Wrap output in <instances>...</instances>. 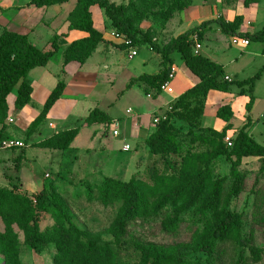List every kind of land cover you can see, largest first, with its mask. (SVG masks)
<instances>
[{"label": "trees", "instance_id": "16d2710c", "mask_svg": "<svg viewBox=\"0 0 264 264\" xmlns=\"http://www.w3.org/2000/svg\"><path fill=\"white\" fill-rule=\"evenodd\" d=\"M68 1L70 0H29L28 4L40 8ZM76 1V6L69 14L68 21L71 29H79L88 33V36L84 38L65 45L66 42L56 34L51 39V48L42 50L35 46L25 34L8 29L0 34V140L10 138L5 133L7 127L5 121L8 117V95L16 89L15 108L17 110H21L30 103L33 91L29 79L30 71L39 66H46L56 52L62 51L64 65L71 61H78L83 64L102 42L113 44L123 50L129 49L130 46L146 44L161 54L162 69L156 75L143 74L134 80L148 82L154 88V93L160 94L161 85L168 79L173 67L171 54L178 51L187 67L199 77L200 81L171 103V109L165 113L166 119L155 126L154 132L146 139L145 144L149 153L165 158L169 153L179 151L180 145L176 138L179 132L184 129L181 127L182 124H187L194 131L201 128L208 129L211 133L208 142L213 148L211 158L225 157L228 159L235 181L224 202L220 187L225 177L215 181L214 193L205 202L206 208H213L214 220L202 236L200 250L209 258L208 264H213L211 259H213L215 251L219 249L217 252H220L227 242H234L239 248L237 264H245L246 250L258 257L257 248L252 238L243 233V215L232 210L229 207V202L231 197L239 195L244 189L246 177L241 171L243 159L258 157L264 160V145L259 143L250 133L253 123L250 112L255 102L254 86L262 71L259 70L254 76L243 80L229 81L225 79L227 75L222 64L201 53L196 54L194 52V36L197 35L198 40H201L208 27L212 23H218L220 31L224 35L264 42V25L255 32H242L241 27L244 23L242 14L236 15L233 20H227L223 15H219L214 19H206L178 36L170 38L167 42L161 43L157 41L161 29L157 26L144 29L141 27V22L150 19L153 23L161 24L160 28H163L175 14L179 15L185 8L192 5L193 0H128L126 4H117L111 0ZM258 1L244 0L243 6L248 8ZM222 2L231 6L237 0H222ZM94 5H98L104 10L110 22L109 26L114 28L115 34L130 39L131 45L124 42H110L104 37V34L94 25L91 12V7ZM235 86L240 89L238 92L240 95L247 94L250 99L246 104V123L238 128L236 135H233V145L228 146L225 137L233 128L232 118L234 116L231 106L229 104L222 105L217 110V116L226 122L221 130L204 126L202 118L210 90L229 92ZM65 88V80H59L27 132L44 123L47 114L62 96ZM85 123L88 126L93 124L110 126L113 119L105 111L96 107L89 112ZM79 130L80 126L64 130L62 132L64 137L56 133L51 136V139H56L59 147L68 148ZM20 156L19 158H21ZM209 160L204 163V168H198L195 173L191 174V177L189 176L187 181L167 190L158 200H154L151 195L156 187L153 185L144 187V183L135 176H132L128 181L118 180L110 176L106 177L100 186V192L106 197L115 195L122 201L120 212L113 221L111 229L115 241H121L128 233L129 225L134 219L156 217L164 211L165 205L169 202H182L184 205L181 211L185 212L190 209L191 205L203 195L206 181L204 176L210 170ZM158 183L156 181V185ZM49 197L46 188H42L35 195V200L12 190L0 189V214L7 223L5 231L0 232V254L4 255L5 264H21L22 244L32 248H40L50 243L56 245L55 261L59 264H195L184 255L159 249L155 246H139L137 249L138 258L131 261L127 255L115 249L110 242L98 243L92 240L85 242L82 239L83 231L72 222L68 210L58 202L52 203ZM39 211L52 212L55 218V225L52 229L48 231L39 229ZM179 214V211L176 213V217H167L165 214L161 221L165 231L172 233L178 229L179 223L182 221ZM14 225L24 233V241H21L20 232L14 228ZM71 244H76V247H87L90 254L92 252L93 257L74 254Z\"/></svg>", "mask_w": 264, "mask_h": 264}, {"label": "rangeland", "instance_id": "374dc122", "mask_svg": "<svg viewBox=\"0 0 264 264\" xmlns=\"http://www.w3.org/2000/svg\"><path fill=\"white\" fill-rule=\"evenodd\" d=\"M111 1L117 4H126L128 2V0ZM196 1L198 2L199 0ZM201 1L209 2V6L213 9L216 7L217 0ZM218 1L222 7L233 9L242 7L244 3V0H237L236 3L228 6L222 0ZM23 2L24 0H4V4L11 6L20 5ZM99 9L101 8L97 6L94 11L95 23L98 29L103 27V19L106 17L105 13L101 14L99 12ZM39 11L44 10L39 9L33 12V14H29L30 24L37 23L38 16H42L40 14L42 12ZM21 13L25 14L26 12ZM21 13H17L16 16L23 17ZM246 14L249 16L252 14L254 16V18H248V31L260 30L264 25V0H259L251 4ZM218 15H220V12ZM178 24L179 17L175 14L173 18L166 22L163 28H160L162 26L161 24L153 23L150 19L142 21L141 27L148 29L151 26H157L161 29L157 38L161 43H165L179 32ZM217 25L219 24L217 23ZM218 27L220 28V26ZM185 28L183 27V29ZM219 28H215L208 34L207 39H205V36L199 41L201 42L205 39L206 43L215 45L218 48V54L216 56L218 60L230 63V61H237L236 58H238V62L235 65H231V68L235 71L238 67L242 69L239 71L237 78L241 79L254 76L263 66L264 58H253L246 51H241L239 47L230 45L232 36L222 35L219 32L220 30H218ZM108 29L106 30L107 35L112 34L111 26H108ZM48 32V29L43 26H38L36 29L35 36L40 48L46 45ZM217 36H220L222 40L213 42L215 38H218ZM106 44L107 46L110 45L109 43ZM256 45L257 47L264 48V42L258 41H253L251 48L253 49ZM208 47L205 46L204 52L208 50ZM134 49L137 50V46H134ZM174 56L176 60L180 59L178 52L174 53ZM96 58L98 61V57ZM107 58L110 64L114 65L116 62L115 57L107 55ZM56 60H52V64L49 66V69L52 71L59 70L60 63L58 61L56 62ZM58 60H60V57ZM36 71L33 74V79L36 76ZM113 71L114 69H112ZM127 81L128 76L125 74L121 76L120 74L118 77H115L113 87L110 84L108 85V83L98 85L96 91L105 96L103 99L105 103L102 106L106 107L107 101L112 102L115 95L119 94L125 88ZM38 83H45V80L41 79ZM105 89H109L106 94L104 92ZM236 90V86L233 87V92ZM41 92L42 89H39L36 95V104L39 102L38 99ZM255 94L261 99L259 110L263 111L264 81L260 83L259 89L255 91ZM239 99L238 97L234 99L236 116L232 122L236 128L242 124V118L239 112L241 110V105L238 102ZM116 102L115 107L110 110L115 116L124 114L127 106L135 104L131 94L126 91L123 95H118ZM79 117L74 116L59 122L58 125L60 127L51 126L53 128L51 130L52 134L47 137L45 136L46 134H36L35 131H37L38 127L33 128L29 132H26V136L23 138L25 141L24 148L1 150L0 158L5 159V161L0 164V189L12 190L35 200V195L42 188H46L52 203L58 202L62 207L66 208L71 216L72 222L83 231V241L87 242L92 240L98 243L110 242L115 249L127 255L131 261L138 258L139 252L137 253V249H139V246L145 245L155 246L159 249L184 255L195 264H208L209 258L200 250V246L202 236L214 220V210L213 208H206L205 202L214 193L213 185L217 179L225 177L220 187L223 202L235 181V177L231 173V163L228 159L225 157H219L217 159L211 158L213 148L208 142V137L211 135L208 129L201 128L194 131L187 124H182L181 127L184 129L179 132L176 138L180 145L179 151L169 153L165 158H160V156H154L149 153L146 145L133 144V140L130 138L126 127L131 116L128 118L120 117L117 118V126L115 124L110 126L102 124L98 126L97 129L102 131L103 135L109 133V136L106 135L102 138L103 143L106 144V150H103V155H90V153L85 152V149L98 146V141H92L89 137L90 131L88 128L90 127L84 128L81 131V141L78 144H74L76 145L75 148L78 149L77 151L74 145L71 146L72 143L68 148H61L56 139H51V136L56 133L64 137L62 132L66 130L65 128L72 129L71 127L80 124ZM216 119L221 121L220 118H216L215 114L209 115L206 117V124L204 126H215V123L217 124ZM262 119L263 123L259 125L257 132H254V136L259 143L264 144V114ZM82 126H85V122L81 123L80 127ZM115 127L120 133L118 136L112 135V130ZM9 128L22 134V131L14 123L10 124ZM228 133L236 135L237 130L233 132L229 130ZM33 139L34 141L39 140L40 142H34L36 146L29 147L26 150L28 145L31 146L30 141L33 142ZM125 143L132 144L130 150L123 149ZM25 151L27 159L23 161L24 157L20 155L25 153ZM209 158L211 159L209 160ZM128 160L130 161V165H128V168L123 165L125 169H122V165L119 164L120 161ZM208 160L210 161V170L204 176L206 181L203 195L191 205L190 209L184 212L181 211L184 205L182 202H169L165 205L164 211L156 217L134 219L129 225L128 233L121 241H115L111 229L113 221L120 212L122 201L115 195L106 197L100 192V186L106 177L110 176L118 180L128 181L132 176H135L144 183V187H147V185L156 187V190L151 195L154 200H158L167 190L187 181L189 176L191 177V174L195 173L198 168H204V163ZM117 165L119 168L114 167ZM241 171L246 177L244 189L239 195L231 197L229 207L243 215V233L252 238L257 248L258 257H255L249 250L245 251V264H264V160L258 157L244 158ZM46 174L50 176L47 177ZM156 181L159 182L157 185ZM161 183L163 184L161 185ZM178 211L180 212L179 216L182 217L178 229L172 233L165 231L161 223L163 217L165 214L167 217H176L175 215ZM38 221L41 231H48L55 225V218L50 211H39ZM6 228L7 223L0 214V232L5 231ZM14 228L19 231L16 225H14ZM19 232L21 241H24V233ZM71 248L76 255L93 257L92 252L90 254V251L85 246L76 247V244H71ZM217 251H215L213 259H211L213 264H237L239 248L236 243L227 242L220 252ZM56 252V245L54 243L44 245L40 248H32L22 244L20 262L21 264H59L55 261ZM0 264H5V257L2 254H0Z\"/></svg>", "mask_w": 264, "mask_h": 264}, {"label": "crops", "instance_id": "0c3cea01", "mask_svg": "<svg viewBox=\"0 0 264 264\" xmlns=\"http://www.w3.org/2000/svg\"><path fill=\"white\" fill-rule=\"evenodd\" d=\"M29 0H24V2L20 5H9L4 4V0H0V34L5 30H12L16 31L22 34H25L28 36L30 41L40 48L37 44L36 39V29L38 26H43L48 29V36H47V42L46 45L43 48H40L42 50H49L51 48V39L54 35H59L60 38L66 42L65 45L77 40L84 38L88 36V33L79 29H71L70 28V22L68 21V16L76 6L77 1L76 0H70L66 3L61 4H54L50 6L45 7H36L34 5H29ZM98 5H94L91 7V12L93 15L94 25L98 29L95 23V9ZM39 9H43L44 11L39 15V19L37 23L30 24L29 17L30 13L33 14V12H36ZM100 13H104V10L101 8L99 9ZM249 7L246 8L244 6L238 7V9L233 8H224L222 7L221 3L217 0L216 1V7L213 9L209 6V2L201 1L198 2L196 0H193L192 5L185 8L179 15V32L176 33V36L179 34L185 32L187 29L194 27L201 23L202 21L210 18H217L220 12V15H223L227 20H233L234 17L238 14H242L244 16V23L241 27V31H248V18L251 17L254 18V16L251 14L250 16L246 14L248 12ZM21 12H26L25 14ZM29 12V13H28ZM251 12V11H250ZM249 12V13H250ZM17 13H21V16H16ZM27 14V15H26ZM106 16V15H105ZM103 19V16H102ZM255 21V19H254ZM196 23V25H194ZM256 23V21H255ZM110 22L108 18L103 19V27L99 28L103 34L104 37L110 41L115 43H120V39L116 38L115 36V30L112 29V34H108L109 37H107L106 30L108 29ZM216 26V27H215ZM219 25L217 23H212L208 29L204 37L205 39L208 38V34H210L215 28H219ZM183 27H186L183 29ZM107 28V29H106ZM253 29V28H252ZM220 30V28L218 29ZM221 33V31H219ZM255 32V31H253ZM222 34V33H221ZM208 35V36H207ZM223 35V34H222ZM218 38H215L213 42L222 40L220 36H217ZM201 41L202 48L200 49L199 53L202 55L210 58L211 60L218 62L224 66L225 74L231 78V80H243L246 78H237L239 75V71L242 70L241 67H238L236 71L231 68V65H235L238 62L237 61L227 63L222 60H218L216 58L218 52V48L215 45H210L209 43H206V40ZM157 41L158 38H157ZM161 42V41H159ZM167 42V41H166ZM225 43H228L224 41ZM253 41H250L249 45L247 46H237L241 49V51H246L251 57L253 58H264V48L254 46V48H251V44ZM261 42V41H258ZM230 44V43H228ZM227 44V45H228ZM263 44V43H262ZM232 45V44H230ZM205 46H209L208 50L204 52ZM235 46V45H234ZM220 49V48H219ZM131 49H120L119 47L110 44L107 46L105 42L100 43L96 50L93 52V54L82 64L78 61H71L68 64L64 65V59L62 51H58L54 54V56L51 58V60L48 62L46 66H39L34 69H32L29 73V79L33 87V91L31 94V101L30 103L26 104L21 110H17L15 108V100H16V89H14L7 97V103H8V118L6 119V134L10 136V138L22 140L24 143V137L26 136V132L29 129L32 122L37 118V116L40 114L44 103L46 102V99L48 98L49 94L53 90V88L57 85L59 80L61 78L65 80L66 82V88L64 90V93L62 96L58 99V101L53 105V107L50 109L49 113L46 116V119L43 124L39 125L37 128L36 134H46L45 136H49L51 133L52 127H60L58 124L59 122L63 120H67L71 117H79V120L81 121L79 125H76L75 127H79L81 123L85 122L86 117L88 116L89 112L94 108H99L103 111H105L107 114H109L112 119L113 123L111 125H114L117 123V118L123 117L128 118L131 116V119L129 122H127L126 127L128 134L130 135V138L133 140L134 145H140L145 144L146 139L152 134L155 130V126L153 124V118L155 116L164 115L167 110H169V107L172 102H174L183 92H185L187 89L191 88L192 86L196 85L200 79L197 75H195L185 64L183 58L181 57V54L178 51H175L171 54V57L173 59V65L176 68V76L173 81V89L174 92L172 94L168 93H160L155 94L154 88L146 81L143 80H134L140 75L148 74V75H156L160 72L162 69V57L161 54L151 49L148 45L142 44L137 46V54L134 56H131ZM145 52V53H143ZM178 52L180 55V59L175 58L174 53ZM107 55L114 56L116 59V62L113 64H110L108 61ZM120 58H119V57ZM60 57V60L58 58ZM98 57V61L97 58ZM57 59L56 62L60 63L59 70L57 69L55 71H52L49 69L50 64H52V60ZM126 63V64H125ZM112 69L114 71L112 72ZM36 71V76L33 77L34 72ZM262 71L260 78L256 81L254 86V95H255V102L253 105V108L250 112L251 118L253 120L252 128L250 130V133L252 136H254V132H257L259 125L263 123V114L264 110H259V104L261 102V99H259V96L255 94V91L259 89L260 83L264 81V64L260 69ZM122 71V73H120ZM121 74L128 76V81L125 85V88L119 92V94L115 95L114 100L107 101V106H102L104 102V94H99L96 89L98 85L101 83H108L111 87H113V83L115 82V77H118ZM45 80V83H38L40 80ZM49 79V80H48ZM36 80V81H35ZM133 83H131V81ZM107 85V84H106ZM237 88V87H236ZM42 89L41 95L38 99V104H36V95L38 93V90ZM109 89H105V94L108 93ZM239 88L235 92L229 91V92H223L218 90H210L208 93V96L206 98L205 102V111L202 118L203 125H205L206 117L209 115H216L217 116V110L222 105L229 104L234 112L233 118L236 116V110L234 106V99L240 98L239 103L241 105V110L239 111L242 118V125L246 123V104L249 102L250 97L247 94L240 95ZM129 92L134 100V105H129L125 109V113L121 114L119 116H115L110 110L115 107V103L118 100V95H123L124 92ZM148 93H153L151 97L148 96ZM122 97V96H121ZM226 99V100H225ZM225 101V102H224ZM109 105V106H108ZM41 107V108H40ZM131 108V113L127 112V109ZM13 118V122H10L9 119ZM219 118V117H218ZM232 118V120H233ZM217 124L215 123V126H212L213 128L217 130H221L225 125L226 122L221 119V121L216 119ZM15 124L17 128H19L22 132L20 134L16 130H12L9 128L10 124ZM233 123V122H232ZM102 124H93L91 126L86 125L80 127V130L75 137V139L72 142L73 146L74 144H78V142L81 141V131L84 128H88L90 131L89 137L93 141H98L97 147H88L85 149V152L93 154V155H103V150H106V144L103 143V136L108 135L104 134L103 132L98 130V126H101ZM52 126V127H51ZM211 126V125H210ZM239 127H234L230 129V131H236ZM71 127V128H75ZM43 129L45 130L43 132ZM68 130L69 128H65ZM38 132V133H37ZM35 134V136H36ZM113 135V134H112ZM114 136V135H113ZM256 139V138H255ZM39 141V140H38ZM30 141V145L26 148V150L29 147L36 146L34 142ZM28 142V137H27ZM40 142V141H39ZM38 142V143H39ZM29 144V143H28ZM127 144V143H125ZM124 144V145H125ZM130 144V143H129ZM123 145V149H124ZM132 145V144H130ZM264 145V144H263ZM25 147V146H24ZM23 147V148H24ZM76 145H74V148ZM41 148V147H39ZM147 148V146H146ZM77 151L78 149L75 148ZM80 150V148H79ZM104 150V151H105ZM125 150V149H124ZM148 150V148H147ZM82 151V150H81ZM79 152V151H78ZM102 152V153H101ZM137 152V151H136ZM23 161L27 159L26 151L23 153ZM80 157V156H79ZM83 158V157H82ZM5 159L0 158V164L4 162ZM122 165V169H125L123 165L128 168V165H130V161H120L119 163ZM118 164V165H119ZM114 166V167H117ZM116 168V169H117ZM114 169V170H116Z\"/></svg>", "mask_w": 264, "mask_h": 264}, {"label": "built area", "instance_id": "2783aa9c", "mask_svg": "<svg viewBox=\"0 0 264 264\" xmlns=\"http://www.w3.org/2000/svg\"><path fill=\"white\" fill-rule=\"evenodd\" d=\"M116 38L120 39L121 42H124L125 44L131 45L132 41L130 39L125 38L124 36H120L115 34ZM194 40H195V46H194V52L196 54L199 53L200 49L202 48V43L198 40L197 35L194 36ZM250 41L247 38H241L239 36H232L231 37V44L235 45V46H247L249 45ZM132 51L130 53L131 56H134L137 54V51L134 49V46H130V48ZM176 76V68L173 65L170 73H169V77L168 79L161 85V93H168V94H172L174 92L173 89V81L175 79ZM225 79L231 81V78L229 76H226ZM149 97L152 96V94H148ZM171 109V106L169 107V110ZM132 109L128 108L127 112L131 113ZM166 119V115H159V116H155L153 118V124L157 125L160 121ZM10 122H13V118L9 119ZM115 126L116 123H115ZM112 134L114 136H118L120 133L117 130V128H113L112 130ZM225 142L227 143L228 146H232L233 145V135L230 133H227L226 137H225ZM25 146V143L22 140H18V139H14V138H6V139H2L0 140V151L1 150H7V149H14V148H22ZM124 149L125 150H130L131 149V145L129 143L124 145ZM47 177H49V174H46Z\"/></svg>", "mask_w": 264, "mask_h": 264}]
</instances>
